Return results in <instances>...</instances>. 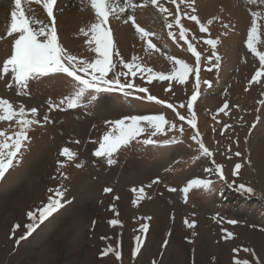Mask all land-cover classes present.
I'll use <instances>...</instances> for the list:
<instances>
[{
  "label": "rangeland",
  "instance_id": "rangeland-1",
  "mask_svg": "<svg viewBox=\"0 0 264 264\" xmlns=\"http://www.w3.org/2000/svg\"><path fill=\"white\" fill-rule=\"evenodd\" d=\"M160 2L170 11L175 8L168 0ZM66 3L57 12L63 16L64 8H79L75 14L68 12V17L64 15L62 19L68 21L67 25L75 23L77 28L64 38L62 25L57 24L59 40L73 54L94 60L96 53L87 43L89 38L80 32L81 28L87 31L96 22L94 11L80 0ZM195 7L202 23L213 21L208 25L209 31L201 33L194 21L186 17L182 20L189 29V38H195L192 42L202 52L201 79L212 81L211 88L201 85V95L193 110L197 127L205 145L214 152L213 157H205L199 151L191 139L195 130L190 129L187 121H179L172 109L143 99L144 93L135 90H128L130 95L102 92L96 94L97 99L90 106L67 109L64 105V110H49V101L57 104L72 94L74 81L71 78L60 73L50 74L30 81L25 90L27 94L20 95L10 74L0 79V97L9 99L15 108L20 104L26 109L36 107L41 120L48 115L52 121L30 128V143L25 142L21 150V162L14 161V167L0 181V264H234V259L264 264V104L259 103L264 100V82L249 84L259 70V59L246 44L251 13H264V5L259 0L256 4H248L246 0H195ZM181 11L190 9L182 5ZM135 15L140 24L146 19L153 21V29L145 28L157 34L153 42L164 54L149 51L131 22L125 24L123 17L116 19L110 15L107 28L112 32L115 48L126 61L137 56L142 67L164 74L173 71L167 54L184 59L190 65L193 63L194 57L185 42L168 36L158 10L149 5L137 8ZM172 19L174 17H169V21ZM257 23L260 24L259 18ZM173 31L178 34V28ZM209 38L221 41L215 50L221 56L218 70L207 71L204 57L211 56L213 50L204 41ZM1 41L4 42L0 40V44ZM256 47L264 53V26L258 28ZM12 51L13 44L6 45L4 52H0V67ZM144 75L141 79L138 73L134 83L148 87L150 94L167 103L177 106L186 103L193 93L191 75L185 85L159 80L148 83ZM9 83H13L12 88L7 87ZM169 83L171 91L166 89ZM225 102L229 104L228 115L219 112ZM177 110L186 115L185 109ZM136 114H162L169 121L183 124L184 135L172 132L167 136L157 135L151 137L156 143L149 145L143 143L148 138L145 132L114 154L116 163L108 165L106 157H96L94 152L103 136L112 130L107 122ZM228 125L231 127L223 131ZM17 130L14 120L0 121V131L6 135L12 136ZM173 135L177 139L166 143ZM64 147L76 153L74 160L68 161L60 155ZM229 148L231 152L227 151ZM236 151H240L241 156H235ZM213 160L223 165L225 180L215 172L206 171L215 168ZM61 162L65 165L63 168ZM77 163L82 167H76ZM236 163L242 164L239 175L233 174ZM62 174L68 179H63ZM252 174L256 178L251 177ZM157 177L160 183L153 184ZM194 179H211L213 189L193 188L185 203L182 189ZM241 183L253 187L255 194L244 195L237 191L233 184ZM61 185L66 190L64 199L72 202L41 224L31 236L20 240L26 234L25 226L32 222L27 213L47 204L48 197ZM141 187L145 191L142 198L132 191ZM172 187L177 190L169 191ZM105 188L113 191L105 193ZM88 197L92 199L85 208L89 209L90 218L84 219L78 214L84 207H78V203ZM147 217L151 220L142 219ZM111 219L121 223L112 226ZM186 219L195 221V227L188 228L184 223ZM227 220L238 223L231 225ZM17 223L21 227L13 235V226ZM142 223L149 224V231L140 253L133 257L135 237L141 235ZM223 229L232 232L233 237L225 240ZM59 242L61 248L55 245ZM108 246L120 252L119 259L115 253L104 255ZM245 248L252 249L255 255L244 252ZM233 249L239 251L233 252Z\"/></svg>",
  "mask_w": 264,
  "mask_h": 264
},
{
  "label": "snow or ice",
  "instance_id": "snow-or-ice-1",
  "mask_svg": "<svg viewBox=\"0 0 264 264\" xmlns=\"http://www.w3.org/2000/svg\"><path fill=\"white\" fill-rule=\"evenodd\" d=\"M171 5H175L174 10L170 11L165 7L160 0H143L142 3L137 0H88L91 9L94 10L96 22L91 24L87 31L84 28L80 29L83 36L88 37L87 43L92 50L96 53L94 60L83 59L77 54H73L68 50L59 40L57 31V18L54 15V10H58V0H14V6L10 12V23L6 25V30L3 35H0V40L6 37H12L13 51L10 56L3 62L0 67V79L10 74L11 80L18 87V95L27 94L25 90L29 87V82L39 80L42 77L49 76L50 74H64L74 81L73 92L70 96H67L54 104L49 101V110L59 109L64 110L62 106L66 105L67 109H75L81 106H90L97 99V95L102 92L118 91L125 93L126 95L132 94L128 90H135L137 93L146 94L143 99L149 102L155 101L157 104L164 105L179 117V121H187V125L191 130H195V134L191 136V139L198 145L199 151L205 157H213L214 152L205 145V142L201 136V133L197 127V115L193 110L194 104L197 102L198 97L201 95V85L212 87V81L201 79V65H202V52L197 50V47L188 36L189 29L185 27L182 20L186 17L188 20L194 21L199 25V31L201 33H207L209 31L208 25L212 24V20H208L207 24L202 23L197 15V9L195 7V0H168ZM248 4H256L257 0H246ZM36 3L43 6V10L46 12V19H40L33 13L32 8L27 7L28 4ZM261 5H264V0H259ZM83 4V0H82ZM153 6L163 16L164 23L168 29V36L173 40L180 39L187 45V50L194 57L193 63L190 65L186 63L184 59H178L174 55L167 54L166 59L173 64V71L169 74L155 73L149 67H142L138 62L139 57L132 56L129 61H126L121 55L120 51L115 48L113 44L112 32L107 28L110 15L116 19L123 17V23L131 24L134 26L136 33L139 35L141 41H144L149 51L159 52L162 55V49L153 42V37L157 34L153 31L141 26L136 19L135 11L137 8H143L146 6ZM184 9H190V11H184L182 13L181 6ZM126 14V15H125ZM251 27L247 34V49L259 59V70L252 76L249 84L253 82H264V53L257 50L256 41L258 28L264 26V13L252 12ZM169 17H174L169 21ZM260 19L258 25L257 20ZM174 28H178V34L173 31ZM16 34V35H14ZM204 43L211 47L212 55L204 57L207 62V71L213 69H219L221 56L215 51L217 46L221 43L219 39H206ZM94 46V47H93ZM115 57V60L113 59ZM215 61V63L213 62ZM126 70V71H125ZM138 73L141 74V79L146 78L148 83L153 80L178 82L181 85H185L188 82L189 76L193 77V93L190 99L186 103H180L178 106L173 103H167L164 100L158 99L155 95L149 93L148 87L138 86L134 83ZM111 74V75H110ZM131 77V78H130ZM13 83L7 85L8 88L13 87ZM168 91L172 90V84L166 85ZM260 104H264V100L259 101ZM182 108L186 110V115L180 114L177 110ZM229 108V104L225 102L219 109L220 113L228 115L226 111ZM40 113L38 108L31 107L26 109L23 104H20L18 108L14 107L13 102L9 99L0 97V121H15L18 128L12 136L6 135L4 131H0V181L5 178L9 169L14 167L15 163H20L22 158V148L25 146V142L30 143L28 131L34 125L43 126L44 124L51 123L48 115H44L42 120L39 118ZM259 117H257V120ZM112 125L111 132L103 136V141L100 143L97 151L94 152L96 157H106L108 165L116 163L114 154H116L122 147L129 145L133 140H136L145 132L148 133V138L143 140L144 144L156 143L151 137L157 135L167 136L169 132L179 133L182 137L185 132L183 124H178L173 121H169L162 114L147 115L136 114L129 115L122 119L114 121H108ZM231 125H228L223 129L227 131ZM255 127V123L252 125ZM177 137L173 135L171 139L166 143H172ZM79 143V141H76ZM239 142L237 141V144ZM227 151L231 152L229 148ZM60 155L67 158L68 161H72L76 157V153L71 151L68 147H64ZM235 156H241L240 151L234 153ZM231 158V157H229ZM215 164V168L206 169L207 172H215L219 178L225 180L223 165L216 164L215 160L212 161ZM65 165L60 163V167ZM76 167H82L77 163ZM242 168L241 163L234 165V175H239ZM63 179H68L66 174H62ZM153 184L160 183V178L157 177L152 181ZM236 190L244 195H254L255 190L251 186H246L241 183L239 185L233 184ZM151 187V184L148 185ZM193 188H200L205 191H211L213 189V181L211 179H194L182 189L184 194V202L187 203L188 194ZM171 192H175L177 189L172 187L168 189ZM113 189L105 188V193H111ZM133 192L137 193L139 197L145 195L144 188H133ZM49 192H53L49 189ZM65 192L63 185L54 190V195L48 197V202L42 208L27 213V217L31 223H28L25 227L27 229L26 234L20 237V240L26 239L31 236L41 224L53 217L61 208L66 204H70L72 201L65 200ZM119 199V197H116ZM114 212L115 207L112 209ZM118 215V213H117ZM151 220V217L142 218ZM109 223L112 226H117L121 222L118 219H111ZM188 228L195 227V221L189 222L187 219L184 221ZM228 224L235 225L238 223L236 220H227ZM21 227L20 224L13 226V235L17 229ZM149 224L142 223L139 231L141 235L135 237V248L132 251V256L136 257L140 253L143 241L146 239V235L149 231ZM264 230V229H262ZM225 232L224 239L227 240L233 237V233L227 229H223ZM195 235V233H193ZM19 244V241H17ZM239 249H233V252H238ZM244 252L255 255L252 249L245 248ZM109 253H115L116 258H120V252L111 246H108L104 255ZM234 264H249L246 259H234ZM257 264H260L257 261Z\"/></svg>",
  "mask_w": 264,
  "mask_h": 264
},
{
  "label": "bare ground",
  "instance_id": "bare-ground-1",
  "mask_svg": "<svg viewBox=\"0 0 264 264\" xmlns=\"http://www.w3.org/2000/svg\"><path fill=\"white\" fill-rule=\"evenodd\" d=\"M80 1H82V0H80ZM88 0H83V2L84 3H86V4H88V2H87ZM66 2H69V0H58V8H60V7H64V4L66 3ZM67 4V3H66ZM74 5V4H73ZM84 5V4H83ZM90 5V4H89ZM13 6H14V0H0V35H3L4 34V32H5V30H6V25L7 24H9L10 23V12H11V10H12V8H13ZM68 6V5H67ZM27 7H30V8H32V10H33V13L36 15V16H38L40 19H46V12L43 10V6L41 5V4H36V3H31V4H28L27 5ZM66 7V6H65ZM88 7V6H87ZM78 9L79 8H77V7H70V6H68V7H66V8H64V12H65V14L64 15H66V18L68 17V12H69V14H71V15H73V14H75V12L76 11H78ZM81 9H83V7H81L80 8V10ZM89 10H91L90 8H89ZM94 11V10H93ZM92 11V12H93ZM88 12V11H87ZM60 13V12H59ZM58 12H57V10H54V15L56 16V18H57V24H58V26H61L62 25V31H63V36H64V38H66V36H68L67 34H70V32H72L73 30H75V27L77 26H75L74 24L75 23H73L72 22V24L71 23H69V25H67L68 24V21H66V19H64V20H62L63 18H64V15L62 16V15H60ZM82 14V13H81ZM79 16V15H78ZM86 16V15H85ZM77 18V16H75L74 15V18ZM71 18H72V16H71ZM152 19V18H151ZM75 21V20H74ZM141 21V20H140ZM77 24V23H76ZM65 25V26H64ZM141 26H146V27H150V28H154V26H153V21L152 20H150V19H146V20H144L143 21V24H140ZM60 28V27H59ZM77 28V27H76ZM61 30V29H60ZM14 35H16V34H14ZM123 36V35H122ZM121 36V37H122ZM4 40V42H2V44H0V52H4V50H5V46L6 45H12L13 44V40H12V37H6L5 39H3ZM238 54V53H237ZM236 54V55H237ZM234 55V54H233ZM241 53H240V55H239V57H241ZM233 57V56H232ZM235 57V56H234ZM102 100H104V99H102ZM106 103V102H105ZM258 150V149H257ZM257 150H256V152H257ZM255 151V150H254ZM39 161V160H38ZM256 161V160H255ZM43 162H44V160H43ZM41 163V162H40ZM46 163V162H45ZM256 167V166H255ZM38 170V169H37ZM251 171H253L252 169H251ZM257 174V173H256ZM259 174V173H258ZM251 177H253V178H256L255 176H254V174H252L251 175ZM255 180V179H254ZM257 181V180H256ZM80 190V189H79ZM11 197V196H10ZM91 199L92 198H90V197H88L87 199L85 198V199H83L82 201L80 200L79 201V203H78V207H84V209L82 210V211H79V215H80V217H82V218H84V219H88V218H86V217H89V209L88 210H86V208H85V206H87L86 204H89V202H91ZM89 206V205H88ZM90 218V217H89ZM208 233V232H207ZM55 245H57L58 247H62V245H61V243L59 242V243H57V244H55ZM58 247L56 248V249H58ZM54 250V249H53ZM51 251V250H50ZM49 251V252H50ZM55 251V250H54ZM50 254H51V252H50ZM57 255H58V253H57ZM32 256V255H31ZM39 256V255H38ZM44 256V255H43ZM50 256V255H49ZM35 257V256H34ZM41 259V258H40ZM201 259V258H200ZM199 264H201L200 262H198ZM203 263V262H202Z\"/></svg>",
  "mask_w": 264,
  "mask_h": 264
}]
</instances>
